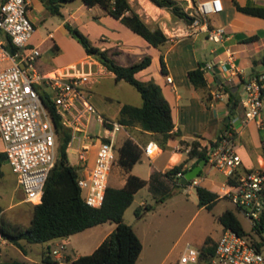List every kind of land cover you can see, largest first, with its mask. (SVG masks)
Masks as SVG:
<instances>
[{
  "label": "crops",
  "instance_id": "obj_1",
  "mask_svg": "<svg viewBox=\"0 0 264 264\" xmlns=\"http://www.w3.org/2000/svg\"><path fill=\"white\" fill-rule=\"evenodd\" d=\"M27 1L29 3V15L36 27V31L30 41V47H38L40 49L48 38L54 39L55 34L53 30H49L47 37L40 39L37 35V24L39 22L45 23L48 16L52 14L46 9L42 0ZM128 1L151 29L160 28L166 34L169 39L166 44L159 47L153 46L142 36L122 23L121 20L110 15L99 5L89 6L82 0L78 6H67L66 3L64 4L62 11L65 20L62 19L58 27L64 35H69L65 27V22H69L74 27L83 28L92 39L100 40L101 43L99 47L106 50L110 57L126 55L134 58L136 63L145 56H151V65L138 72L136 77L145 82L154 81L161 87L163 95L172 108V115L175 123L174 132L180 131L181 133L180 135L170 138L166 146L162 147L160 145V134L145 131L139 127H126L124 130L120 131L124 133V137L118 147H120L127 138H132L140 147H143L149 141L153 140L158 144L159 150L153 157L144 155L142 160L135 164L130 171L125 170L118 164V161H116L111 169L108 185L116 188L123 187L126 184L129 174H135L146 179V186L150 181L155 179L154 177H160L163 182H167L168 184L184 185L181 178L168 176L166 174L168 170L184 163L188 157L183 151V146L180 141L192 142L198 140L201 142L202 146H205L219 138L226 126L225 123L228 117H230V121L227 123L229 127L234 124L237 126L239 125L238 120L243 114V109L239 105L235 114L230 115L229 94L226 92L225 88L233 87V91H238L242 99L245 91V82L253 75L264 72V17L253 16L238 11L234 5V0H221L224 7L223 11L209 17V24L211 27L223 26L226 28L224 39L218 42L211 40L205 32L197 33L196 30L183 19L174 16L170 10L159 7L150 0ZM179 1L185 11L193 12L195 7L202 0ZM237 1L242 6L248 4L264 6V0ZM90 12H94V14L91 16ZM71 41L76 48L79 47V45L82 47L79 52L83 55L80 56L78 60L69 62L65 66L49 69L43 65L44 60L42 59L43 56L41 53L38 57L40 62H38L37 59L35 63L36 71L39 74L50 75L65 70H69L72 73H93L94 76L89 90L91 102L98 113L112 121L118 120L124 104H132L135 106L142 105L143 100L141 94L140 97L135 98L134 103H131L125 97L115 98L107 91L102 92V94L94 93V88L100 84L99 77L111 78L116 88L122 86V82L125 81H116L114 73L108 71V69L94 56L88 55L82 44L76 38L72 37ZM161 57H163L166 64V74L162 73ZM112 59L114 60V58ZM229 60L232 61L237 68V76L231 78H229V72L224 71L222 68V64L224 63H227V66L230 67V63H228ZM198 66L205 69V76L208 81L206 91L196 89L189 80L188 71ZM167 77H172V82H169ZM221 85L225 87L221 88ZM40 87L50 91L44 86ZM210 92L212 98L206 101L207 94ZM217 93L222 94V97H216L215 94ZM261 118L264 120V113H262ZM88 127L89 131L94 134H97V130H102L103 134L101 136L105 135V126L99 123L95 116L91 117ZM120 132L116 135V142ZM240 140L241 142L242 140L245 141L247 144L240 143ZM237 149L247 167L256 166L258 164L261 156V132L255 121H251L237 134ZM0 153H5V144L1 138ZM145 158L150 159L152 164L144 170L146 174H142V172H140L142 169L140 167L137 169V166L142 164ZM94 160L95 150H92L86 163L79 164L78 160L75 162L70 160V162L79 169V176H82L87 174L88 170L94 165ZM3 161H5L12 170L7 161L6 154L5 156H0V170L2 172L0 179L4 177L3 170L5 165ZM194 161L195 159L185 162L183 168L189 170L192 168ZM214 170L216 169L206 164L202 170V175L205 176V179L202 181L201 186L216 192L223 188L226 178L225 180H221L217 173L219 171L216 170L217 172H215ZM114 172L117 174L120 186H113L110 184V182L115 180L116 174ZM17 184L22 189L18 175ZM141 189L137 193H139ZM22 201L27 202L25 193ZM34 205L36 204H33V213ZM140 205L144 207L147 206L143 201ZM15 207L16 203L11 202L6 208H1L4 218H6V211L14 209ZM32 218L30 221H32ZM13 223L20 224L15 221ZM20 225L24 226L22 223ZM100 226L105 227V229H102L104 234L99 245L115 229L116 224L105 222L92 228H98ZM70 238L71 236L63 238L64 248L68 247V243L71 241ZM0 239L1 244H10V242L3 239L2 236H0ZM54 250H58V253L55 254ZM54 250L51 252L56 259L65 257L69 261V256L62 254L58 248ZM24 253L26 254L27 250ZM40 262L41 258L33 263L40 264Z\"/></svg>",
  "mask_w": 264,
  "mask_h": 264
},
{
  "label": "built area",
  "instance_id": "obj_2",
  "mask_svg": "<svg viewBox=\"0 0 264 264\" xmlns=\"http://www.w3.org/2000/svg\"><path fill=\"white\" fill-rule=\"evenodd\" d=\"M221 0H202L189 14L190 24L197 33L205 32L214 41L226 35L223 26L211 27L209 17L223 11ZM36 31L29 15L27 0H0V138L5 144V154L12 170L18 175L26 201L42 202L44 189L57 159V133L49 112L45 108L38 86L50 91L51 101L61 123L71 131L68 144L74 148L80 163H86L95 150L94 165L87 174L79 176L78 185L85 202L100 207L105 199L111 169L117 161L116 135L126 126L103 117L90 99L93 73H72L69 70L39 74L35 61L41 52L30 47ZM4 36L11 39L15 51L11 52ZM222 64L229 78L237 76L232 61ZM209 67V66H208ZM172 82V77H167ZM240 106L243 114L239 125L224 129L219 138L205 147L207 164L226 178L221 197H227L248 221L252 239L234 229L224 228L216 241L215 252L204 256L202 247L187 242L173 264H264V72L253 75L245 82ZM222 97V94H215ZM92 116L105 126L104 136L89 131ZM251 121L261 132V156L256 166L247 167L237 149V134ZM188 155L191 147L183 146ZM143 155L153 157L158 144L151 140L143 147ZM199 149H202L201 147ZM185 175V170L176 177ZM205 176L194 178L187 187L201 186ZM234 179V183H229ZM57 254L58 250H54ZM59 257V261H62Z\"/></svg>",
  "mask_w": 264,
  "mask_h": 264
},
{
  "label": "trees",
  "instance_id": "obj_3",
  "mask_svg": "<svg viewBox=\"0 0 264 264\" xmlns=\"http://www.w3.org/2000/svg\"><path fill=\"white\" fill-rule=\"evenodd\" d=\"M4 1V0H3ZM46 9L54 16H59L65 20L62 7L65 3L75 0H42ZM89 6L99 5L116 19L121 20L135 33L142 36L155 47L162 46L168 42V37L160 29H151L131 6L128 0H82ZM159 7L167 8L171 13L183 19L188 24L194 20L188 11H185L179 0H150ZM234 5L238 11L245 14L264 17V6L245 5L242 6L237 0ZM65 27L70 36L76 38L84 47L88 55L94 56L108 71L113 72L116 81H125L132 85L142 96L141 106L124 104L118 122L126 127H139L142 130L160 134L162 147L167 141L180 135V131L174 132L175 123L172 115V108L168 100L163 95L161 87L154 81H141L136 74L147 68L152 63L151 56H145L140 61L123 66L113 60L106 50L90 42L88 37L77 27L65 22ZM7 48L14 52L11 39L4 36ZM264 62V59H263ZM162 73H167V68L163 57H161ZM191 84L200 90L208 87L205 76V69L201 66L188 71ZM225 87L224 85L220 86ZM42 102L49 112L60 142L59 155L55 165L46 182L42 202L34 205V213L31 224L22 226L4 218L0 207V234L3 239L20 247L24 252L26 249L21 241L28 243H46L58 238H66L73 234L82 232L105 222H114L115 229L103 240V242L91 253L80 255L72 261V264H136L143 250V243L134 228L125 221L124 215L128 207L133 203L135 194L147 184V180L135 174H129L126 184L116 188L108 186L105 199L100 207L88 205L83 196V192L78 185L79 169L71 164L68 158V144L71 140V131L66 128L56 112V108L51 101L50 93L45 88L37 87ZM229 94L230 115L240 105L241 97L238 91H233V87H226ZM211 92L207 94L206 101L211 100ZM226 124L225 128H228ZM223 129V130H224ZM182 146H190L191 149L185 162L195 159L192 167L206 158L205 147L201 142L180 141ZM202 149H199V148ZM5 156V153H0ZM143 149L132 138H127L120 147H117V161L125 170L130 171L135 164L143 157ZM184 163L168 170V176H176L178 172L185 170ZM203 172V171H202ZM201 172V174H202ZM0 170V175H1ZM229 183H234L230 179ZM186 186V185H185ZM197 193L200 204L203 207L212 208L221 198L217 192L211 191L204 186H197ZM152 206H146L151 210ZM140 209L136 214L140 215ZM219 220L224 228H232L239 234L252 239L251 232L246 230L241 220L234 210L227 209L220 216ZM216 243L213 240H206L202 246L204 256L212 255L215 252ZM0 264H32L30 262L7 259L0 260ZM40 264H64L56 259L50 248L43 251Z\"/></svg>",
  "mask_w": 264,
  "mask_h": 264
},
{
  "label": "rangeland",
  "instance_id": "obj_4",
  "mask_svg": "<svg viewBox=\"0 0 264 264\" xmlns=\"http://www.w3.org/2000/svg\"><path fill=\"white\" fill-rule=\"evenodd\" d=\"M80 3L81 0H76L66 3V5L78 6ZM92 14L94 12H90L91 16ZM61 21V17L50 15L45 23L39 22L37 24V35L40 39L46 38L49 30H53L55 34L54 39L48 38L40 48L44 60L43 65L49 69L65 66L83 55L79 52L82 47L79 45L81 48H76L72 44V37L64 35L59 30L58 26ZM77 28L88 37L92 44L100 45L99 39H92L83 28ZM111 58L124 66L135 63L134 58L126 55ZM38 62H40L39 59ZM99 80L100 84L94 88V93L102 94V92L107 91L115 98L125 97L131 103L135 102L136 97H140V93L128 83L122 82V86L116 88L109 77H99ZM96 132L99 136L103 134L102 130ZM123 137L124 133L120 132L117 138V147L121 144ZM240 143L247 144L243 140L242 142L240 140ZM59 148L60 142L57 140V156L59 155ZM68 158L72 162L78 160L74 148H68ZM3 164L5 168L3 170L4 177L0 179V207L6 208L11 202H15L16 207L6 211V218L29 226L33 217V204L22 201L24 192L17 184V175L5 161ZM151 164L150 159L145 158L144 162L137 166V169L140 167L142 169L140 172L146 174L144 170ZM114 173L116 174V172ZM217 173L221 180H225L223 174ZM154 178L135 195L133 203L125 212V221L137 231L143 242V250L136 264H173L187 242L196 247H202L206 240L217 241L224 230L219 216L227 209L234 210L245 229L250 230L248 221L238 212L231 200L227 197H221V193H223L221 190L216 191L221 198L209 209L201 206L197 187L189 188L185 185L168 184L163 182L160 177ZM115 180L110 184L120 186L117 174ZM142 201L153 208L147 210L146 207L140 205ZM138 208L141 212L139 216L136 214ZM102 229L105 227L89 228L71 235V241L67 248L63 247V238L54 239L47 243L21 242L27 250L26 254L20 247L12 243L8 245L0 243V259H16L34 264V261L40 260L41 253L47 248H50L51 251L58 248L62 254L70 257L69 261L63 257V263L72 264V261L78 256L91 254L98 247L104 234Z\"/></svg>",
  "mask_w": 264,
  "mask_h": 264
},
{
  "label": "water",
  "instance_id": "obj_5",
  "mask_svg": "<svg viewBox=\"0 0 264 264\" xmlns=\"http://www.w3.org/2000/svg\"><path fill=\"white\" fill-rule=\"evenodd\" d=\"M229 121H230V117L227 118L225 124H227ZM206 164H207V159L204 158V159H202V160L199 162V164H197L196 166L190 168V169L185 173V175L182 177V183H183L184 185H187V183H188L190 180L199 177V176L201 175V172H202L203 168L206 166ZM0 236H1V234H0Z\"/></svg>",
  "mask_w": 264,
  "mask_h": 264
}]
</instances>
